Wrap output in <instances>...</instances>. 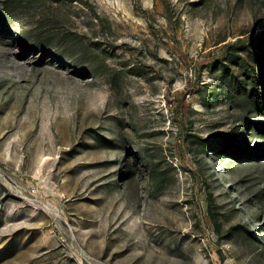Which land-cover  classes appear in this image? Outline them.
<instances>
[{
	"label": "rangeland",
	"instance_id": "374dc122",
	"mask_svg": "<svg viewBox=\"0 0 264 264\" xmlns=\"http://www.w3.org/2000/svg\"><path fill=\"white\" fill-rule=\"evenodd\" d=\"M264 0H0V264H264Z\"/></svg>",
	"mask_w": 264,
	"mask_h": 264
},
{
	"label": "trees",
	"instance_id": "16d2710c",
	"mask_svg": "<svg viewBox=\"0 0 264 264\" xmlns=\"http://www.w3.org/2000/svg\"><path fill=\"white\" fill-rule=\"evenodd\" d=\"M264 84V79L262 80ZM254 95L252 96L255 103L260 107L261 111L264 112V92L256 86V88L253 89Z\"/></svg>",
	"mask_w": 264,
	"mask_h": 264
}]
</instances>
